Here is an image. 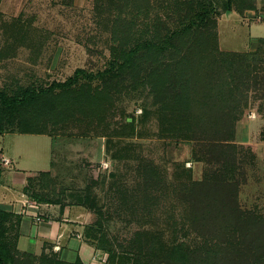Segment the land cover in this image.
I'll return each instance as SVG.
<instances>
[{"label":"trees","instance_id":"1","mask_svg":"<svg viewBox=\"0 0 264 264\" xmlns=\"http://www.w3.org/2000/svg\"><path fill=\"white\" fill-rule=\"evenodd\" d=\"M188 5L193 15H179L178 27L165 26L164 33L157 29L153 37L142 39L136 17L141 13L147 17L153 0H111V7L123 13L112 21L115 45L108 68L96 74L78 68L64 82L20 87L12 93L0 89V134H48L47 128L70 121L103 122L106 104L127 82L150 98L145 114H155L162 133L208 145L204 161L210 166L204 176L174 190L188 205L189 225L203 244L187 248L181 243L165 250L161 241L143 239L138 230L128 239L109 238L94 220L85 225V236L106 253L104 264H113L114 254L120 252L129 254L132 264H264V215L241 208L240 182L234 178L240 168L236 126L249 113L251 94L264 99V58L260 57L264 37L250 52L224 51L217 41L220 14L242 13L255 5L252 0H189ZM95 77L100 80L95 86L79 82ZM134 130L132 115L117 135L130 136ZM53 166L27 178L24 190L29 196L58 202L69 190L57 181ZM143 169L140 186L146 197L165 194L156 167L145 163ZM82 190L79 204L90 213L93 202L88 187ZM19 223V215L0 209V264H89L43 251L40 255L20 251L16 246ZM12 225L17 233L11 238Z\"/></svg>","mask_w":264,"mask_h":264},{"label":"rangeland","instance_id":"2","mask_svg":"<svg viewBox=\"0 0 264 264\" xmlns=\"http://www.w3.org/2000/svg\"><path fill=\"white\" fill-rule=\"evenodd\" d=\"M188 1L153 0L148 16L136 17L142 39L153 37L157 29L164 33L165 26L175 29L179 15H193ZM120 12L111 7V0H0V89L12 93L20 87L64 82L78 68L94 74L108 68L115 45L111 25ZM256 20H246L235 11L220 14L218 47L255 51L253 41L264 37V21L259 16ZM260 57L264 58V48ZM85 81L92 86L100 83L97 77L79 82ZM124 84L106 104L105 121H70L47 128L49 135L3 133L0 152L9 158L19 154L20 166L33 170H48L52 159L54 175L63 187L79 191L88 187L93 202L88 223L98 220L109 238L128 239L138 230L143 239L161 241L165 250L181 243L200 247L204 239L190 227L188 205L174 190L204 176L210 166L204 161L208 145L162 133L155 114H145L150 98ZM132 115L134 133L117 135ZM243 118L235 130L238 199L242 209L262 216L264 99L251 94L249 113ZM145 163L156 167L165 194L146 197L140 186ZM10 232L15 237L13 225ZM112 261L133 263L123 252L114 254Z\"/></svg>","mask_w":264,"mask_h":264},{"label":"crops","instance_id":"3","mask_svg":"<svg viewBox=\"0 0 264 264\" xmlns=\"http://www.w3.org/2000/svg\"><path fill=\"white\" fill-rule=\"evenodd\" d=\"M252 2L255 8H246L242 13L233 11L246 20L254 21L259 16L263 22L264 0ZM258 39L253 41L254 47L257 46ZM0 153V156L7 157ZM19 158L20 155L15 154L9 158L11 161L9 165L0 163V209L20 216L17 248L34 255H40L42 251L54 254L68 262L80 258L85 263L104 264L106 253L96 249L85 236L84 229L90 220V213L79 204L82 192L74 187L69 188L58 202L38 201L32 198L24 190L27 178L40 171L51 170L52 159L48 170H33L20 166Z\"/></svg>","mask_w":264,"mask_h":264},{"label":"built area","instance_id":"4","mask_svg":"<svg viewBox=\"0 0 264 264\" xmlns=\"http://www.w3.org/2000/svg\"><path fill=\"white\" fill-rule=\"evenodd\" d=\"M10 162H11V161H10L9 158H7V157H5V156H0V163H1L2 165L7 166V165L10 164ZM102 164H103V167H104V168H106V167L108 166V164H107L106 162H103Z\"/></svg>","mask_w":264,"mask_h":264}]
</instances>
